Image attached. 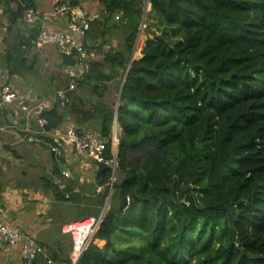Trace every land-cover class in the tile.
Here are the masks:
<instances>
[{"label":"trees","instance_id":"1","mask_svg":"<svg viewBox=\"0 0 264 264\" xmlns=\"http://www.w3.org/2000/svg\"><path fill=\"white\" fill-rule=\"evenodd\" d=\"M101 1L126 19L121 45L103 63L125 69L144 1ZM148 4L146 37L119 95L109 203L76 264H264V0ZM22 32L28 68L35 34ZM107 114L101 135L109 140ZM42 115L55 118V105ZM112 157L108 141L104 159ZM96 175L104 189L87 197L90 214L104 204L111 168ZM32 264L52 259L37 253Z\"/></svg>","mask_w":264,"mask_h":264},{"label":"crops","instance_id":"2","mask_svg":"<svg viewBox=\"0 0 264 264\" xmlns=\"http://www.w3.org/2000/svg\"><path fill=\"white\" fill-rule=\"evenodd\" d=\"M33 3L37 17L28 31L35 34L34 38L43 25L67 30V24L71 21L69 13L52 15L53 0H33ZM59 3L78 12L97 14V17L89 22V27L83 35L73 31L75 39L87 48L91 56L82 62L73 59L66 63L58 47L55 44H47L43 48H26L25 55L30 58L27 68L20 62L22 48L17 37V32L20 30L24 32L30 26L25 17L27 9L24 10L23 0H0V25L13 30V37L6 36L10 38L9 41H5L4 36L0 38V44L3 46L4 40L6 49V51L1 49L3 52H0V81L9 83L19 92L28 95L33 92L40 100L54 99L57 112L55 118H59L54 128L38 136L34 135L35 140H29L28 136H32L37 130L36 111L23 112L15 103L7 104L0 110V155L9 153L13 158L15 155L13 165L21 160L28 169H23L24 172L20 173L19 182L17 178H13L14 175L11 178L4 175L6 179H0V206L5 220L18 226L35 240L38 254H48L52 264H68L66 262L70 256L72 239L64 231V225L83 217H102L109 203L116 163L115 167H108L111 168V175L104 204L98 212L93 210L97 216H92L93 212L89 213L85 201H88L87 197H95L104 189L96 175L98 167L72 146L56 143L51 134L72 127L78 133L92 132L104 138L101 135L102 124L104 117L111 110V136L106 140L109 141L113 155L110 161L116 162L118 136L121 132L116 110L126 70L134 59L137 36L126 68L112 67L103 63V58L109 50H116L124 38L123 26L126 19L121 10L107 11L101 0H59ZM144 15L146 12H143ZM143 23L144 18L141 20L139 30H142ZM90 62L100 64L91 69ZM79 67L85 70L82 79L79 78L82 81L75 84L71 90V101L64 106L59 105L55 95L59 89L67 85L66 70ZM33 144L39 145L40 151H30L28 159L20 157L19 152L25 151V147ZM53 146L56 147L55 150ZM29 159L30 165L26 163ZM4 164L0 162V166L10 172L8 163ZM41 166L44 167L39 169L40 172L36 173L35 169L31 172L33 168ZM63 170H67L68 176L62 173ZM57 193L60 198H57ZM65 209H69L70 212H66ZM96 242L102 244L101 240ZM0 264H20L18 254L9 255L0 249Z\"/></svg>","mask_w":264,"mask_h":264},{"label":"built area","instance_id":"3","mask_svg":"<svg viewBox=\"0 0 264 264\" xmlns=\"http://www.w3.org/2000/svg\"><path fill=\"white\" fill-rule=\"evenodd\" d=\"M53 2L54 7L52 15L64 12L69 13L71 21L67 24V30L57 29L50 25H43L35 38H32V42L35 44L36 48H43L47 44H55L62 54L69 55L75 52L79 62L88 60L91 53H89L81 42L75 39L73 31L83 35L89 27V22L97 17V14H85L84 12H78L74 8L69 9L65 4L59 3V0H53ZM25 17L30 26L23 32V35L24 37H28V30L31 27V23L34 22L37 17L35 9L28 8L25 12ZM23 48H26V46H23ZM84 72L85 70L82 67L77 69L68 68L66 70L69 79V90L74 89L76 79L82 78ZM55 99L56 102L62 106L69 101L65 90L62 88L57 91ZM53 100H40L33 92L28 95L15 90L9 83L0 81V110L7 104L15 103L16 107L23 112H29L30 110L36 111L35 118L37 130L32 136H28L29 140H35V136L43 134L46 131L44 126L47 124L48 119H46L42 113L54 107ZM51 136L56 143L72 146L76 151L83 153L86 157L91 159L97 167L100 162H106L110 167H115V161L104 159L107 140L99 136V134L92 132L78 133L72 127H67L52 133ZM113 138L115 139V136ZM52 148L54 150L56 149L55 146ZM62 173L65 176L69 174L67 170H63ZM2 214L3 209L0 206V249L9 255L15 254L17 256L18 254L20 264H32L37 253V244L35 240L25 234L18 226L5 220ZM99 222L100 217H87L68 222L64 225V231L67 232L72 239L69 264H76L80 255L96 232Z\"/></svg>","mask_w":264,"mask_h":264},{"label":"rangeland","instance_id":"4","mask_svg":"<svg viewBox=\"0 0 264 264\" xmlns=\"http://www.w3.org/2000/svg\"><path fill=\"white\" fill-rule=\"evenodd\" d=\"M143 1H144V6H143V12H144L145 5H146V0H143ZM148 6L149 5L147 4V11H146V13L148 12ZM145 16L146 15H144V21H145ZM3 27H5V28H3ZM141 27H142L141 29L143 30L144 27H145V22L143 23V25ZM151 28L152 29H155L154 27H151ZM146 29H147V27H145L144 31L139 30L138 33H137V41H136L137 45L135 44L136 47H135V50H134L135 53H134L133 58H136V57L139 56V50H140V48H141V46H142V44H143V42L145 40V37H146L145 36ZM3 36H4V40L5 41H9L10 38H6V36H12L13 37V30L11 31V30L7 29L6 26L0 25V38H2ZM4 40H3V46L0 44V52H3L1 49H3L4 51H6L5 45H4ZM38 146H35L33 144V145L28 146V147H25V151H20L19 152V154L21 153L20 154V157H23L24 156L26 159H28L29 158V155H30V151H32V152H35L36 150L37 151H40V148ZM22 153H23V155H22ZM14 158H16L15 155H14ZM14 158L9 153L8 154L7 153H4L3 155H0V162L1 163H5L4 165H6V163H8V167L11 169V171L8 172L6 169H4L2 166H0V179L5 180L6 178L4 177V175H6V176L8 175L7 176L8 178H11L12 175H14L13 178L14 179L17 178V181L19 182L21 180L20 173H23L24 172L23 169L28 170L27 167H25L26 165H24V163H22L23 161L21 162V160H19V163L20 164L19 163H16V164H19V165H16V164L13 165L14 161H12V160H14ZM8 159H11V160H8ZM30 162H31V160L29 159V161H27L26 163L30 165ZM32 162H34V161H32ZM43 167L44 166H41L39 168H33L32 167L33 170L31 172H34V169H35V172L38 173V172H40L39 169L40 168H43ZM7 172H8V174H7ZM6 184H8L7 181H6ZM4 186L2 185V187H4ZM65 210L68 213L70 212L69 209H65ZM75 211H77V210H75Z\"/></svg>","mask_w":264,"mask_h":264},{"label":"water","instance_id":"5","mask_svg":"<svg viewBox=\"0 0 264 264\" xmlns=\"http://www.w3.org/2000/svg\"><path fill=\"white\" fill-rule=\"evenodd\" d=\"M147 4H148V2H146V6H145V9H144V13L146 12ZM143 18H144V16H143ZM120 89H121V88H120ZM116 111H117V110H116ZM58 121H59V118H52V119H49V120L47 121V124L44 126V129L48 131V130L54 128V127L57 125ZM108 167H110V165L107 164L106 162H100V163L98 164V171L105 170V169H107Z\"/></svg>","mask_w":264,"mask_h":264},{"label":"clouds","instance_id":"6","mask_svg":"<svg viewBox=\"0 0 264 264\" xmlns=\"http://www.w3.org/2000/svg\"><path fill=\"white\" fill-rule=\"evenodd\" d=\"M101 219V218H100Z\"/></svg>","mask_w":264,"mask_h":264}]
</instances>
